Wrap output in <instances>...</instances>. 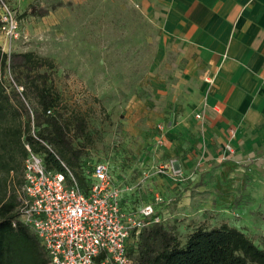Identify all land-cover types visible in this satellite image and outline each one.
Here are the masks:
<instances>
[{"label": "rangeland", "instance_id": "rangeland-1", "mask_svg": "<svg viewBox=\"0 0 264 264\" xmlns=\"http://www.w3.org/2000/svg\"><path fill=\"white\" fill-rule=\"evenodd\" d=\"M1 1L13 13L18 37L9 48L0 41V51L6 55L30 52L50 60L53 69L48 75L60 97V112L66 119L75 114L85 121L88 140H75L73 132L68 135L71 147L79 153L82 173L106 163L113 185H132L148 159L154 166L149 173L158 176L154 169L165 167H155L160 147L178 140L169 132L174 126L171 116L178 109L173 93L181 61L171 42L159 39L139 0ZM0 81L20 120H26L25 113L32 117V100L20 96L19 88L15 90L18 95L11 96L14 84L6 67ZM198 164L196 160L188 173L181 171L178 183L150 178L149 188L145 185L123 198L122 207L132 211L158 195L170 200L164 208V224L174 228L180 241L198 224L207 228L226 224L262 248L263 173L251 178L246 174L242 183L220 180L214 189L220 197L210 205L209 196L196 193L206 177L188 182L195 172L201 174ZM5 179L7 194L13 192L18 204L22 175L9 174Z\"/></svg>", "mask_w": 264, "mask_h": 264}, {"label": "crops", "instance_id": "crops-1", "mask_svg": "<svg viewBox=\"0 0 264 264\" xmlns=\"http://www.w3.org/2000/svg\"><path fill=\"white\" fill-rule=\"evenodd\" d=\"M139 7L181 61L169 132L178 140L160 147L155 167L172 162L188 173L197 160L202 172L188 182L204 175L196 193L209 196L211 205L220 197L214 190L220 180L242 183L246 174L264 175V0H139ZM226 145L232 153L220 162ZM150 162L140 166V188L148 189L152 177L168 181L149 173ZM159 210L164 206L154 207Z\"/></svg>", "mask_w": 264, "mask_h": 264}, {"label": "trees", "instance_id": "trees-1", "mask_svg": "<svg viewBox=\"0 0 264 264\" xmlns=\"http://www.w3.org/2000/svg\"><path fill=\"white\" fill-rule=\"evenodd\" d=\"M5 67L14 84L11 96L21 89L19 95L31 99L34 109L32 117L25 113L26 120H20L0 81V264H48L35 235L17 220L16 197L7 194L5 178L22 175L26 144L46 170L62 174L68 170L85 193L90 180L82 173L79 153L68 138L73 132L75 140H88L85 121L75 114L66 119L60 112V97L48 75L53 69L50 60L30 52L0 51V74ZM126 255L131 264H264V245L258 248L226 224L213 228L198 224L180 241L174 228L163 223L131 234Z\"/></svg>", "mask_w": 264, "mask_h": 264}, {"label": "built area", "instance_id": "built-area-1", "mask_svg": "<svg viewBox=\"0 0 264 264\" xmlns=\"http://www.w3.org/2000/svg\"><path fill=\"white\" fill-rule=\"evenodd\" d=\"M17 37L13 13L0 0V41L9 48ZM205 82L210 84L211 79L205 78ZM23 148L17 220L35 235L48 264H131L126 255L131 234L166 221L165 210L156 213L154 207L165 208L170 200L158 195L153 196L152 203L132 211L122 207V194L138 190L142 179L132 185L115 186L108 165L98 163L84 174L90 183L83 193L68 170L63 174L46 170L29 146L23 144ZM231 153L226 145L219 161ZM171 164L155 168L153 173L178 183L181 170Z\"/></svg>", "mask_w": 264, "mask_h": 264}]
</instances>
